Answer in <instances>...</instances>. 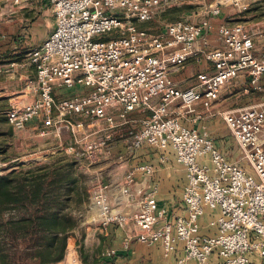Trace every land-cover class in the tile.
Listing matches in <instances>:
<instances>
[{"label":"built area","instance_id":"built-area-1","mask_svg":"<svg viewBox=\"0 0 264 264\" xmlns=\"http://www.w3.org/2000/svg\"><path fill=\"white\" fill-rule=\"evenodd\" d=\"M181 1L51 0L56 29L42 46L28 53L36 70L39 98L13 107L7 118L17 129L41 114L48 123L55 115L60 119L80 115L115 128L114 110L120 121H126L132 111L150 110L142 126L131 130L128 147L174 149L187 172L183 200L190 215L172 217L158 207L156 190L145 196L132 216L117 212L105 194H98L92 206L99 210L101 227L117 224L124 228L132 222L138 230L137 241L160 243L167 250L182 241L185 253L177 264H264V104L221 112L240 149L238 161L230 160L208 133L183 124L172 110L175 103L184 113L195 112L199 103L210 108L227 84L244 73L259 87L264 77V50L256 48L255 33L243 24L222 23L215 30L222 46L203 52L213 71L198 72L197 84L180 88L170 71L198 54L196 42L213 31L211 21L178 19L159 34L139 25ZM231 1L238 8L247 4L246 0ZM221 6L216 1L209 13L220 15ZM63 88L87 91L59 97L57 91ZM153 97L160 101L153 103ZM109 139L89 141L86 152H101ZM138 169L153 172L148 164ZM128 181H133L132 175ZM207 209L219 211L212 222L216 228L212 235H202L196 220ZM212 255L219 261H212ZM79 262L72 257L66 264Z\"/></svg>","mask_w":264,"mask_h":264},{"label":"crops","instance_id":"crops-1","mask_svg":"<svg viewBox=\"0 0 264 264\" xmlns=\"http://www.w3.org/2000/svg\"><path fill=\"white\" fill-rule=\"evenodd\" d=\"M217 1L222 3L221 14L209 17L213 31L206 32L205 37L196 42L198 54L189 58L183 66L195 60L196 74L213 71V65L204 58L203 52L220 47L221 40L215 30L222 23L243 22L241 24L248 31L255 33L256 48L264 50V0H246V7L240 8L231 0ZM186 15L189 13L186 12ZM56 26L51 0H20L19 3L0 0V65L3 68L0 75V159L10 162L21 154L32 152L38 155L40 161L63 155L87 159L95 157L98 160L91 169L102 180L97 195L105 194L117 212L132 216L145 196L156 190L158 207L167 209L172 217L189 216L183 200L187 172L185 166L177 161L174 149L164 150L149 145L137 149L128 147L131 130L142 126V122L149 117L150 110L132 111L126 121H120L118 111L114 110L112 115L118 123L115 128H109L103 120L80 115L63 119L55 115L52 123H48L46 115L41 114L22 129L9 123L7 112L10 109L23 107L39 98L36 70L29 61L28 53L31 49L42 46ZM172 79L180 88H187L184 79L177 76ZM76 91L86 92L87 89L63 88L57 91V95L66 97ZM260 93L263 95L259 96ZM141 94L145 96L144 91ZM228 99L232 103L226 108L224 105ZM151 101L156 104L160 98L153 97ZM263 104L264 77L260 86L254 87L250 76L244 73L227 84L210 108L199 103L195 112L184 113L179 104L175 103L172 110H176L174 115L179 116L187 127L211 134L217 147L230 160L238 161L240 149L223 118H219L222 117L219 113ZM218 115L220 116L217 117ZM107 136L111 137L110 147L106 146L94 155L86 152L89 141ZM18 145L20 149L15 151ZM146 164L153 167L152 173H144L138 169ZM128 175L133 176L132 182L128 181ZM92 205L91 201L85 207L91 208ZM91 209L87 210L81 222L87 264H94L95 260L96 264H177L185 253L182 241H178L173 250H167L160 243L148 245L137 241L138 230L132 222L124 228L117 224L103 228L100 225L99 210L94 206ZM218 215L219 211L207 209L203 216L196 218L201 225L202 235L215 233L216 228L212 222ZM72 257L77 258L79 264H84L75 242L70 240L65 258L57 264H66ZM210 259L219 261L217 255H212Z\"/></svg>","mask_w":264,"mask_h":264},{"label":"trees","instance_id":"trees-1","mask_svg":"<svg viewBox=\"0 0 264 264\" xmlns=\"http://www.w3.org/2000/svg\"><path fill=\"white\" fill-rule=\"evenodd\" d=\"M77 163L55 156L0 175V264H57L70 240L87 264L80 210L89 193Z\"/></svg>","mask_w":264,"mask_h":264},{"label":"rangeland","instance_id":"rangeland-1","mask_svg":"<svg viewBox=\"0 0 264 264\" xmlns=\"http://www.w3.org/2000/svg\"><path fill=\"white\" fill-rule=\"evenodd\" d=\"M217 0H182L177 5L172 6L171 8L165 9L164 11L158 13L154 18L151 20L141 23L139 25L140 28L147 30L151 33L159 34L163 33L166 30L167 25L175 20L178 19H185L190 21H201L203 19H209L212 15L209 13V9L211 8V5H213ZM186 12L189 13V15H186ZM259 12L260 9H259ZM188 18V19H187ZM243 23V22H240ZM258 34V33H257ZM256 34V36H257ZM221 40V39H220ZM219 46H222V41ZM263 51V50H262ZM195 60L188 63L185 67H181L180 69H171L170 75L177 76L181 78L182 80H185V83L187 84L186 87L194 86L198 83L197 80V74L194 73V70L197 65H195ZM263 94H259V96H262ZM258 96V95H256ZM231 100L228 99L224 105V107H229V104H231ZM221 115V113H219ZM218 115L217 117H219ZM223 118V117H219ZM224 120V119H223ZM211 135V134H209ZM110 139L108 140L107 146L110 147ZM79 144V143H78ZM77 144V145H78ZM20 146H16L15 151L19 150ZM21 154L18 158H16L13 161H5L4 159H0V175L8 173L12 170H18L21 168V165H28L30 163H43L46 161L39 160L38 155L33 154ZM64 158H70L72 160L77 161L78 168L82 170L86 174V182H87V191L89 193L88 200L85 204L89 205L91 201L93 200V197L97 195V192H99L101 186H102V180L101 176L96 172H94L91 168L94 162L98 159L94 158H84V157H70L69 155H63ZM90 170V171H89ZM89 172V173H88ZM85 204L82 206L80 210V216L83 219L86 216L87 210H92L90 207H85Z\"/></svg>","mask_w":264,"mask_h":264}]
</instances>
